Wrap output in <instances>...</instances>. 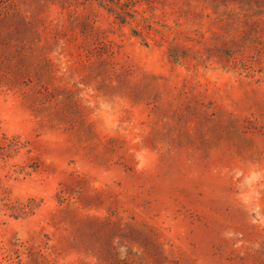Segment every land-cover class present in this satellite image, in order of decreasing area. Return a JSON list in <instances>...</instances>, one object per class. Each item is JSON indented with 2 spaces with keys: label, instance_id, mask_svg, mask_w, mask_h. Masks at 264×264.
Masks as SVG:
<instances>
[{
  "label": "rangeland",
  "instance_id": "1",
  "mask_svg": "<svg viewBox=\"0 0 264 264\" xmlns=\"http://www.w3.org/2000/svg\"><path fill=\"white\" fill-rule=\"evenodd\" d=\"M0 0V264H264V0Z\"/></svg>",
  "mask_w": 264,
  "mask_h": 264
},
{
  "label": "trees",
  "instance_id": "2",
  "mask_svg": "<svg viewBox=\"0 0 264 264\" xmlns=\"http://www.w3.org/2000/svg\"><path fill=\"white\" fill-rule=\"evenodd\" d=\"M102 6L115 16L119 23L130 24L136 15L140 14L136 9L135 1L130 0H97Z\"/></svg>",
  "mask_w": 264,
  "mask_h": 264
}]
</instances>
